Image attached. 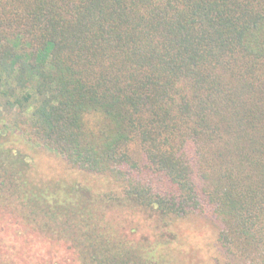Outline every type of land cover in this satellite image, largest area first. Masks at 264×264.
<instances>
[{
	"label": "trees",
	"instance_id": "16d2710c",
	"mask_svg": "<svg viewBox=\"0 0 264 264\" xmlns=\"http://www.w3.org/2000/svg\"><path fill=\"white\" fill-rule=\"evenodd\" d=\"M188 217L214 264H264V0H0V264H195Z\"/></svg>",
	"mask_w": 264,
	"mask_h": 264
},
{
	"label": "rangeland",
	"instance_id": "374dc122",
	"mask_svg": "<svg viewBox=\"0 0 264 264\" xmlns=\"http://www.w3.org/2000/svg\"><path fill=\"white\" fill-rule=\"evenodd\" d=\"M17 144L28 153L30 160L35 164L38 175L53 176L55 178L75 177L77 175L65 169L64 163L55 155H51L37 147L30 146V144L24 141L20 142V140H18ZM79 178L83 183L89 184L92 188L101 192L118 187L108 178H98L94 176L84 177L80 174ZM124 204L126 205H113L111 208L106 207L105 210H109L108 212H110L109 218L116 224V219L113 214L119 213L121 214L119 223H123L125 226H137L139 232L143 233L142 235L147 234V236L151 237L153 234L152 230L154 231L155 228H151L152 230L150 229V222L146 218V215L139 211L146 209L140 208L139 206L134 207L128 200ZM111 210H116V213ZM154 224L155 223H153L152 226ZM171 228L176 234V237L173 238L172 253L186 258L195 264H214V257L217 256L219 252L216 245V232L209 223H206L202 219L191 217L180 218L175 220ZM162 231L166 234V238H172V236H168V231Z\"/></svg>",
	"mask_w": 264,
	"mask_h": 264
}]
</instances>
